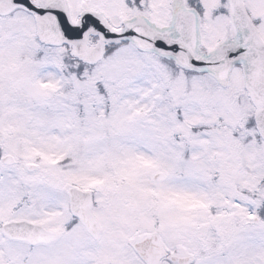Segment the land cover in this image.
Masks as SVG:
<instances>
[{"label":"snow or ice","instance_id":"obj_1","mask_svg":"<svg viewBox=\"0 0 264 264\" xmlns=\"http://www.w3.org/2000/svg\"><path fill=\"white\" fill-rule=\"evenodd\" d=\"M0 264H264V0H0Z\"/></svg>","mask_w":264,"mask_h":264}]
</instances>
